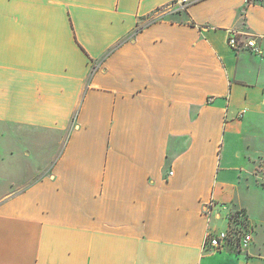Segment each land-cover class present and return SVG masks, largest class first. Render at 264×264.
Returning a JSON list of instances; mask_svg holds the SVG:
<instances>
[{"label": "crops", "instance_id": "0c3cea01", "mask_svg": "<svg viewBox=\"0 0 264 264\" xmlns=\"http://www.w3.org/2000/svg\"><path fill=\"white\" fill-rule=\"evenodd\" d=\"M173 1L0 0V264H264V0Z\"/></svg>", "mask_w": 264, "mask_h": 264}, {"label": "built area", "instance_id": "2783aa9c", "mask_svg": "<svg viewBox=\"0 0 264 264\" xmlns=\"http://www.w3.org/2000/svg\"><path fill=\"white\" fill-rule=\"evenodd\" d=\"M194 1L196 0H174L170 5V8L172 10H182ZM243 42L245 46L251 51L256 53L259 52V48L256 45L254 39H245ZM227 43L231 48L236 49L240 44V40L231 33L228 36ZM212 205L213 199H209L206 203L205 214H209ZM240 219H242L241 215ZM251 240V232L244 231L240 226L234 224L228 229L221 230L216 233H210L207 231L204 239V247L220 250L226 246H234L238 250H244L250 244Z\"/></svg>", "mask_w": 264, "mask_h": 264}, {"label": "rangeland", "instance_id": "374dc122", "mask_svg": "<svg viewBox=\"0 0 264 264\" xmlns=\"http://www.w3.org/2000/svg\"><path fill=\"white\" fill-rule=\"evenodd\" d=\"M233 217H235V215L233 216ZM235 219H237V218H235ZM238 220V219H237ZM241 222L243 223L244 221L243 220H241ZM236 227V226H235Z\"/></svg>", "mask_w": 264, "mask_h": 264}]
</instances>
